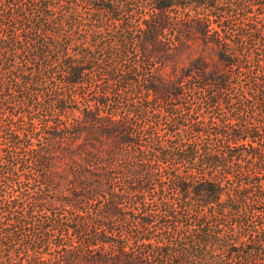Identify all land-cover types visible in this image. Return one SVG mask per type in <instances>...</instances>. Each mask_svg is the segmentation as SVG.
Segmentation results:
<instances>
[{"label": "trees", "instance_id": "trees-1", "mask_svg": "<svg viewBox=\"0 0 264 264\" xmlns=\"http://www.w3.org/2000/svg\"><path fill=\"white\" fill-rule=\"evenodd\" d=\"M0 264H264V0H0Z\"/></svg>", "mask_w": 264, "mask_h": 264}]
</instances>
